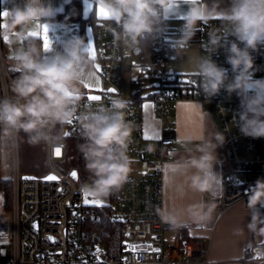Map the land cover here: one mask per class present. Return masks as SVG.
<instances>
[{"label": "built area", "instance_id": "2783aa9c", "mask_svg": "<svg viewBox=\"0 0 264 264\" xmlns=\"http://www.w3.org/2000/svg\"><path fill=\"white\" fill-rule=\"evenodd\" d=\"M185 22L163 23V31L153 35L149 66L139 64L128 54L112 29L111 20L102 22L99 74L107 90L98 92V100L83 96L71 123L56 124L62 138L44 142L47 173L43 177L24 180L20 172L19 135L8 136L12 162V235L0 241V264H261L264 263V240L249 246L239 261L213 263L201 240L181 233L166 237V230L181 231L162 220L165 164L172 154L174 129L170 121L175 105L182 101H198L214 109L218 129L229 158L231 169L225 177L223 200L213 199L211 206L221 212L241 202L248 209V196L256 181L264 180V137L253 138L240 132L237 113L240 98L221 90L208 97L201 90L199 74H175L171 62L177 51L199 47L201 57L207 56L210 34L227 27L224 19L203 20L187 40L180 39ZM234 39V38H230ZM256 79L264 78V47L253 53ZM219 65L229 70L223 49L213 55ZM138 68L141 74L156 73L158 84L148 101L162 123V135L148 140L144 136L139 97L124 94V76ZM11 74L1 49L0 36V99L10 98ZM114 90V91H109ZM127 101L124 119L131 129L126 153L132 160L127 180L103 206L85 203V184L80 169L83 143L80 113L89 107L108 106L112 98ZM67 133L68 135H65ZM59 149V155H57ZM77 171V178L71 173ZM57 177L55 180L47 176ZM264 214V208L257 205ZM252 213L253 210L249 209ZM52 237L53 240H50ZM99 250V251H97Z\"/></svg>", "mask_w": 264, "mask_h": 264}, {"label": "clouds", "instance_id": "9594fccd", "mask_svg": "<svg viewBox=\"0 0 264 264\" xmlns=\"http://www.w3.org/2000/svg\"><path fill=\"white\" fill-rule=\"evenodd\" d=\"M100 4L116 26L112 31L136 48L146 37L163 31L164 21L180 6V0H100ZM218 8L219 3H214L211 11L222 16L227 27L210 34L209 54L200 58L195 69L201 90L210 98L221 90L229 95L235 93L240 98L236 116L240 132L253 138L264 137V78H254L253 56L264 47V0H230L228 7L217 12ZM3 13H7L3 15L7 28H18L25 40L12 53V70L18 75L10 85L13 96L0 99V133L5 136L24 133L32 143L58 141L62 136L52 135L51 129L73 119L84 96L82 85L94 74L88 45L83 38L74 36L64 41L59 50L45 51L28 35L36 31L38 24L48 25L57 14L51 0H24L22 6L14 5ZM207 13L204 3L188 6L183 13L185 23L180 28V39L190 38L196 20L203 19ZM221 49L231 76L227 68L212 58ZM126 106L127 101L117 97L108 106L101 104L80 113L85 142L79 147L91 175V183L84 184L82 190L97 198L108 197L127 180L131 161L126 145L131 129L124 119ZM215 149L214 155H210L202 147L201 155L172 165V171L194 170L188 177L192 187L215 195L213 189L220 183L213 170ZM257 205L264 208V180L259 179L248 196V207L253 210L248 227L253 230L257 221L264 223V214ZM161 218L174 227L180 226L168 214Z\"/></svg>", "mask_w": 264, "mask_h": 264}, {"label": "crops", "instance_id": "0c3cea01", "mask_svg": "<svg viewBox=\"0 0 264 264\" xmlns=\"http://www.w3.org/2000/svg\"><path fill=\"white\" fill-rule=\"evenodd\" d=\"M71 1L51 0V3L57 9V14L48 23V36L51 41L50 50H59L64 41L71 37L79 36L83 38L87 45L91 46L95 58L93 59L89 55V59L93 61L94 74L90 80L83 83L82 91L85 95L97 96L98 92L103 91L101 90L103 81L99 74L101 48L99 27L94 28L93 25L87 23L82 33L81 25L77 21L53 20L65 10L66 5ZM23 2L24 0H0V30L2 33L3 52L6 56V67L11 76L15 73L12 70L14 63L12 53L16 47L24 42L25 37L20 35L18 28L12 30L7 28V25L4 23L3 12L6 8H11L14 5L22 6ZM99 2V0H81L82 16L84 19H88L94 13L101 24L106 20H110L102 18L99 14ZM217 2L220 5L217 12L222 8L228 7L230 4V0H180V6L172 11L170 18L167 20L172 25L177 24L179 21L185 22L183 13L186 12L188 6H196L199 3L207 5L208 13L203 19L196 20L195 28H198L203 20L223 19L222 16L211 11L213 4ZM36 31H41V35L37 37L31 36V38H40L43 46L42 29H36ZM5 37H7V40ZM146 49L144 46H138L134 54H142ZM147 50L150 52V49ZM149 67L153 69L152 63ZM126 76L127 74L124 76V83ZM144 76L149 79H157L155 72L152 76ZM85 84L89 86L86 87ZM156 87L157 84L149 88L150 94L147 97H142L141 91L134 95L146 100L142 104L141 119L143 121L144 136L148 140L158 139L162 135V123L155 115L153 107L148 101ZM170 121L173 125L175 136L172 151L174 159L165 164L162 175L163 215L168 214L172 216L178 224H184L185 227L179 232L166 230V237L181 233L185 237L203 241L208 249V260L213 263L241 260L249 246L261 243L264 240V223L257 221L255 229H250L248 225L251 221L252 213L241 202L232 204L224 212L211 206L213 199L223 200L225 177L231 169L230 157L227 156L228 154L223 144H219L216 147L217 143H222V141L213 107L198 101H182L175 105V109L170 116ZM202 147H206L210 155H214L216 147V162L213 165V170L217 174L220 183L213 189L216 193L215 195H212L208 190L202 191L192 187L188 177L191 171L194 170L174 173L171 168L172 165L178 162L187 160L192 156L201 155L200 149Z\"/></svg>", "mask_w": 264, "mask_h": 264}, {"label": "rangeland", "instance_id": "374dc122", "mask_svg": "<svg viewBox=\"0 0 264 264\" xmlns=\"http://www.w3.org/2000/svg\"><path fill=\"white\" fill-rule=\"evenodd\" d=\"M100 1V0H99ZM100 3V2H99ZM102 5L99 4V7ZM1 36V49L3 52L2 33ZM124 49L130 54L139 64H145L149 66L151 64L149 50H144L142 54L136 55L133 48L129 43L123 39ZM143 49V48H142ZM4 54V52H3ZM201 55L198 46L192 48H186L177 51L174 56V60L171 62V70L177 74L188 76L190 74H197L195 71ZM135 81V82H134ZM135 83V84H133ZM158 84L157 79H149L139 73L138 68H134L131 73H127L124 83L125 95L131 98L135 94L141 91L142 97H147L150 94L149 88L152 85ZM107 89L106 84H102V89ZM57 128L53 130L54 136L57 133ZM2 139V176L9 178L12 175V162H11V149L7 143L8 136L1 133ZM130 161L131 156L126 153ZM19 156H20V172L23 175H31L35 177H43L47 173V167L45 164V144L44 142L32 143L29 142L24 135H20L19 141ZM228 156V155H227ZM86 184V183H85ZM93 196H89L88 200L92 201ZM95 198H97L95 196ZM102 201V204L109 202V196L106 198H97ZM91 203V202H90ZM94 204V203H92ZM95 205V204H94ZM12 235V217L11 212H7L4 207V196L0 193V241L5 240Z\"/></svg>", "mask_w": 264, "mask_h": 264}, {"label": "trees", "instance_id": "16d2710c", "mask_svg": "<svg viewBox=\"0 0 264 264\" xmlns=\"http://www.w3.org/2000/svg\"><path fill=\"white\" fill-rule=\"evenodd\" d=\"M53 20L60 21V20H70V21H77L81 25V32H84V26L87 23H90L94 26V28H98L99 30L101 28V23L98 22L96 16L94 13L90 15L88 19H84L82 16V3L81 0H72L70 3H68L65 7V10L58 14ZM37 40L41 45V39L40 38H33ZM153 43V36H148L144 39L143 43H141L140 47H145L147 49L151 48V45ZM18 73L12 74V78L14 79ZM24 135L25 138L29 141L28 136L24 133H20V135ZM30 142V141H29ZM44 142V141H41ZM85 141H83L84 143ZM7 143L9 144V141L7 139ZM10 146V145H9ZM80 169H81V175L85 183H91V175L89 171L86 169L85 166V160L83 157V154H81L80 158ZM123 184L118 188H122ZM115 189L113 192L109 195V198L111 199L113 193L118 190ZM0 193L4 196V207L7 212H11L12 209V182L11 177L4 178L2 176V139H1V133H0Z\"/></svg>", "mask_w": 264, "mask_h": 264}, {"label": "snow or ice", "instance_id": "6c2138e0", "mask_svg": "<svg viewBox=\"0 0 264 264\" xmlns=\"http://www.w3.org/2000/svg\"><path fill=\"white\" fill-rule=\"evenodd\" d=\"M98 12H99V14L101 15L102 18H104V19H109L110 18L107 10L103 6L99 7ZM3 15L6 16L7 13H3ZM36 27H37L38 30L42 29L43 47H44L45 51H49L51 49V41H50L49 36H48V31H49L48 25L47 24H44V25H39L38 24ZM28 35L32 36V37H37V36L41 35V31H32V32H29ZM5 39L7 40V37H5ZM88 52H89L90 57L94 59L95 58L94 52L92 51V48H91L90 45L88 46ZM85 86L88 87L89 85L85 84ZM109 91H114V90H109ZM89 99L98 100V99H100V97L93 95V96H90ZM68 122L71 123V120L68 121ZM65 135H68V134L65 133ZM57 155H59V149H57ZM71 175L75 178L77 176V173L76 172H72ZM47 179L55 180V179H57V177L49 176V177H47ZM84 195H85V203L91 202V203H94L96 206H103L102 201H100L99 199L95 198L94 194L85 191ZM89 196H93L94 197L92 201L88 200ZM49 239L53 240V242H55L52 237H49ZM97 251H99V250H97Z\"/></svg>", "mask_w": 264, "mask_h": 264}, {"label": "water", "instance_id": "95a60500", "mask_svg": "<svg viewBox=\"0 0 264 264\" xmlns=\"http://www.w3.org/2000/svg\"><path fill=\"white\" fill-rule=\"evenodd\" d=\"M227 154H228V156H229L230 158L232 157V155H231L230 152H228ZM73 172H76V173H77V171H73ZM77 175H78V173H77ZM49 176H53V175H49ZM49 176H47V177H49ZM47 177H46V179H47ZM75 178H77V176H76ZM23 179H24V180H33V179H35V176L24 175V176H23Z\"/></svg>", "mask_w": 264, "mask_h": 264}]
</instances>
